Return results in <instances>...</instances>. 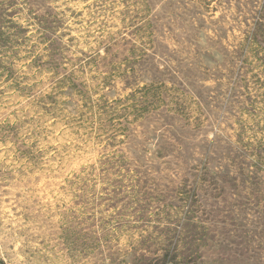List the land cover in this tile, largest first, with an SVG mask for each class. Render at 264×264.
Returning a JSON list of instances; mask_svg holds the SVG:
<instances>
[{
  "label": "rangeland",
  "instance_id": "rangeland-1",
  "mask_svg": "<svg viewBox=\"0 0 264 264\" xmlns=\"http://www.w3.org/2000/svg\"><path fill=\"white\" fill-rule=\"evenodd\" d=\"M0 264H264V0H0Z\"/></svg>",
  "mask_w": 264,
  "mask_h": 264
}]
</instances>
